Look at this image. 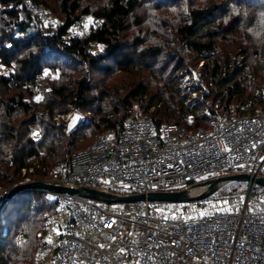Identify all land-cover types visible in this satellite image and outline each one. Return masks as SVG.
I'll use <instances>...</instances> for the list:
<instances>
[{"label": "trees", "instance_id": "16d2710c", "mask_svg": "<svg viewBox=\"0 0 264 264\" xmlns=\"http://www.w3.org/2000/svg\"><path fill=\"white\" fill-rule=\"evenodd\" d=\"M55 2L64 21L55 32H46L25 0H0V64L15 65L7 75L0 69V187L17 185L23 169L30 166L36 171L29 175L42 178L52 176L56 166L68 169L74 151L85 147H77V136L119 134L131 114L150 118L160 131L168 124L209 127V113L217 110L235 117L264 109V28H247L262 23L264 0L189 6L181 22L170 25L167 37L150 42L141 36L131 42L124 37L139 0H109L94 12L100 23L84 36H69V30L90 10L82 9L80 0ZM93 43L102 46L101 53L92 52ZM237 55L242 56L240 62ZM192 59L203 61L200 84H193V90L202 89L203 82L212 88L195 104L181 94L178 81V73L187 70ZM92 72L107 77L119 72L124 76L122 85L94 92ZM109 98L115 104L107 106ZM70 105L90 117L82 120L81 115V121L67 131L68 123L64 119L58 123L57 117L67 115ZM18 195L24 196L21 201L28 209V195L61 208L45 190ZM6 209L0 212V264H37V239L45 231L42 219L26 214V227L2 228Z\"/></svg>", "mask_w": 264, "mask_h": 264}, {"label": "built area", "instance_id": "2783aa9c", "mask_svg": "<svg viewBox=\"0 0 264 264\" xmlns=\"http://www.w3.org/2000/svg\"><path fill=\"white\" fill-rule=\"evenodd\" d=\"M25 4L42 24L51 22L46 8L31 0ZM209 118V127L168 124L158 131L150 118L131 114L119 134L103 132L74 151L68 169L59 166L44 179L128 194L178 190L231 172L262 174L264 109L235 117L217 110ZM30 181L27 175L25 182ZM52 194L63 208L65 230L49 264H205V259L210 264H264V206L171 215L157 214L152 206L176 211L187 202L146 203L141 210L113 213L89 198Z\"/></svg>", "mask_w": 264, "mask_h": 264}, {"label": "rangeland", "instance_id": "374dc122", "mask_svg": "<svg viewBox=\"0 0 264 264\" xmlns=\"http://www.w3.org/2000/svg\"><path fill=\"white\" fill-rule=\"evenodd\" d=\"M32 1V0H31ZM37 4L42 6L51 13L52 20L48 24H42L43 29L46 32H55L58 26L64 21V16L58 10V5L55 0H37ZM109 0H80L82 9H89L90 13L85 14L80 21H76L75 24L69 30V36L80 35L84 36L87 34L92 27H96L100 20L94 15L99 8L106 5ZM141 5L137 12L129 19L127 29L124 31V37L126 41L131 42L136 36H141L146 41L150 42L152 40H157V38L167 37V30L172 29L170 25H175L181 22V18H183L184 13L190 6L196 5H208L210 2H215L217 0H139ZM34 2V1H33ZM35 3V2H34ZM162 3V8H156L155 4ZM224 5V4H223ZM227 5H224L226 7ZM0 5V9H1ZM257 16H259L257 14ZM262 23L260 25L249 26V30L254 31L257 28H264V12L260 17ZM222 20V18L218 19ZM227 21V19H225ZM236 36V35H234ZM237 37L230 36V39L234 40ZM93 53H101L102 46L98 43H93L91 48ZM22 54H20L21 56ZM237 59L242 60L241 55H237ZM160 65L163 64L159 63ZM202 64L203 61L198 59H192L188 63V69H184L178 73V81H180L179 86L181 87V94L183 96H188L186 98L188 103L195 104L198 101H202V94L209 93L212 89L207 83L203 82L202 89L193 90V84H200L201 73H202ZM239 65H242L240 63ZM15 66V65H14ZM14 66L1 65L0 69L3 74H10L13 71ZM171 66L169 67V69ZM50 74V71H46V75ZM90 74V81L94 85V92H98L103 87H118L122 85V77H124L121 73H116L113 76H105L102 73L92 72ZM58 75V72L50 75L55 77ZM127 80H131L130 77ZM264 84V82H262ZM264 91V85H261ZM262 93V92H261ZM111 104H115V99H107L106 105L109 106ZM258 109L261 107L259 104ZM136 108L138 106L136 105ZM70 112L67 115H63L59 119H64L68 123L67 131L71 130L74 127V124L81 121L85 116V113L81 111H77L74 109L72 105H70ZM154 108H151L152 111ZM257 110V109H256ZM134 113H137V110H134ZM90 117V114H89ZM58 120V121H60ZM87 133L81 136H77L78 145L77 147L86 146L92 143L100 134ZM36 163V162H35ZM37 169V168H36ZM38 169L44 170L42 167H38ZM58 167H54L52 172H56ZM30 171H22V179L18 182L17 185L25 183L26 176H30V173H34ZM234 173V172H231ZM229 174V173H227ZM50 176V175H49ZM33 180L44 179L42 177L32 176ZM242 182L241 185H233V186H225L223 184L219 186L215 191H213L209 196L204 199L197 200L195 202H187L186 205L178 206L177 210L174 211L169 209L166 205L159 204L153 205V211L157 214L160 213H168L171 215H178L183 212H187L188 215H192V213H203L214 211L216 209H228V210H237L242 211L244 209H258L259 207L264 206V191L262 188L256 187V184L249 185L248 182L245 181H235ZM231 183V182H229ZM17 185H9L7 187H0V194H6L10 189L16 187ZM24 196L20 197L19 195L14 196L11 199L0 202V212L6 209L3 213V221H1L2 228H8L11 230H15V224H19L20 228L26 227L24 218L26 216H36L37 219L41 218L42 224L45 225V231L40 233V236L37 239L38 242V250L41 252L46 248H43L44 241H48L50 244L53 243V238H56L58 235L57 227L60 226V213L63 212V208L55 209V207H49V205H45V200L40 199L36 200L34 195H28L25 198L30 199V207L29 209L22 203V199ZM106 209L113 213H117L119 211H127L132 208L144 209V204L146 203H101ZM155 204V203H153ZM165 204V203H164ZM43 206H45L43 208ZM39 208H43L42 211ZM27 210V212H26ZM191 213V214H190ZM27 214V215H26ZM23 220V221H21ZM18 227V225H17ZM45 251V250H44ZM38 252L39 260L45 256L48 260L50 259V253L45 251L43 254ZM205 264H210L209 260L205 259Z\"/></svg>", "mask_w": 264, "mask_h": 264}, {"label": "water", "instance_id": "95a60500", "mask_svg": "<svg viewBox=\"0 0 264 264\" xmlns=\"http://www.w3.org/2000/svg\"><path fill=\"white\" fill-rule=\"evenodd\" d=\"M235 181H245L249 185L264 187V174L250 172H234L212 177L178 190H156L118 194L87 186H70L48 182L45 179L25 182L0 194V202L13 198L27 190H45L50 193H70L95 200L100 203H185L204 199L219 186Z\"/></svg>", "mask_w": 264, "mask_h": 264}, {"label": "crops", "instance_id": "0c3cea01", "mask_svg": "<svg viewBox=\"0 0 264 264\" xmlns=\"http://www.w3.org/2000/svg\"><path fill=\"white\" fill-rule=\"evenodd\" d=\"M133 209V208H132ZM63 212L62 213H60V219H61V222H60V226L59 227H57L58 229H57V231H58V235H57V237L56 238H53V243H49V247H47L46 249H44L45 251H47V252H49L51 255L53 254V252L55 251V249H56V244H57V241H58V239H59V237L61 236V234L64 232V230H65V220H64V218H63ZM85 233V235L86 236H88L89 238H93L94 236H93V234L91 233V232H84ZM104 245H106V244H104ZM39 251L38 250V252H40V254H43L45 251ZM51 255H50V258H51ZM43 257V259L41 258L40 260H39V258H38V256H37V264H49L50 263V259L48 260L45 256H42ZM103 264V263H102Z\"/></svg>", "mask_w": 264, "mask_h": 264}]
</instances>
